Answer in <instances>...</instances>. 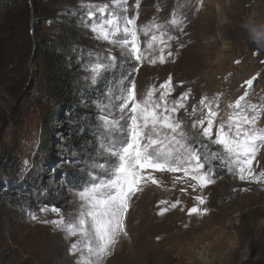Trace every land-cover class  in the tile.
<instances>
[{"label":"rangeland","instance_id":"1","mask_svg":"<svg viewBox=\"0 0 264 264\" xmlns=\"http://www.w3.org/2000/svg\"><path fill=\"white\" fill-rule=\"evenodd\" d=\"M104 2L109 0H45L42 17L51 20L38 27L42 17L35 0H0V162L7 156L17 157L25 178L31 177L37 184L41 178L40 188L52 190L62 204L58 215L52 207L42 212L45 206L0 195V264H82L81 257L89 255L86 240L44 221L63 215L66 222H76L81 204L78 192L89 180V173L97 174L95 164L104 158L98 151L91 155L72 153L68 147L72 124L66 113L54 121L50 117L53 109L45 98V63L33 56V36L37 32L40 39L56 40L60 28L74 24V32L88 43L93 59L97 53L104 55L109 45L96 41L90 27L83 25L87 17L80 7ZM130 4L134 6L135 0ZM138 13L146 59L136 64L122 58L126 63L107 73L108 81L115 83L128 75L136 81L138 98H142L172 76L175 91L171 98L190 92L189 109L204 97L215 100L224 118L233 111L228 105L248 91L242 103L250 115L261 113L258 124L264 127V0H140ZM173 17L184 20L183 33L170 27ZM156 25L177 37L170 42L171 57L165 49L163 64L158 59L150 63L158 57L160 45L147 51L148 38L143 35L146 27L154 30ZM119 52V48L114 49V54ZM133 65L138 69L134 73ZM84 77L83 82L88 83ZM105 78L97 85L104 87V94L108 87ZM253 78L254 85L249 88L245 81ZM125 84L130 86L127 81ZM79 106L91 109L84 102ZM178 115L190 125L191 116L183 110ZM98 125L97 120L99 149L103 130ZM208 152L222 153L223 149L209 145ZM261 165L264 147L253 162L257 173L264 171ZM211 167L213 182L195 190L189 186L195 182L184 178L182 172L149 169L156 183L142 181L140 190L129 199L127 235H118L110 253L99 260L92 257L94 264H264V181L239 180L223 160H212ZM72 173L79 178L74 186L64 177ZM10 179L15 186H24L22 180ZM196 196L206 202L199 204ZM162 200L167 203L161 204ZM177 200L180 203L172 208ZM193 206L206 208L207 213L189 216L188 209ZM164 208L167 211L160 215ZM77 240L81 250L73 251L71 244Z\"/></svg>","mask_w":264,"mask_h":264},{"label":"snow or ice","instance_id":"2","mask_svg":"<svg viewBox=\"0 0 264 264\" xmlns=\"http://www.w3.org/2000/svg\"><path fill=\"white\" fill-rule=\"evenodd\" d=\"M80 7L87 17V21H82L83 25L90 27L96 41L109 45L104 55L97 53L94 59L82 64L83 71L87 73L84 80L90 86H97L107 73L118 66L122 68L126 63L122 59L124 57L136 64L143 63L146 56L142 51L141 30L137 27L140 0H135L134 6L130 0H109L85 3ZM170 27L183 33L184 20L173 17ZM143 35L148 38L147 51L156 49L157 43L160 45L158 57L151 58L150 63H157V59L159 63H165V49H169L167 57L173 55L170 42L177 39L176 36L162 31L159 25L154 26V30L153 26L146 27ZM115 48L120 52L114 54ZM88 55L91 57L92 53ZM137 70L133 65V73ZM255 79L245 81L249 88ZM174 91L173 78L169 76L158 87L154 85L142 98H138L136 81L122 75L115 83L108 81L106 93L97 101L98 126L103 130L98 154L104 162L95 164L97 174L89 173V180L78 192L81 204L75 223L66 222L63 215L56 220L44 221L67 229L69 236H79L87 241L84 247L89 255L81 257L82 264H94L92 257L99 260L110 253L118 235H127L125 216L129 199L140 190L142 181L156 183L149 169L182 172L184 178L195 182L189 184L195 190L213 182L211 161L223 160L227 162L229 171L235 170L239 180L264 181V171L257 173L253 166L257 153L264 147V127L258 124L261 113L250 115L242 103L248 97V91L234 104L228 105L233 111L226 118L220 116L215 100L209 101L204 97L189 109L186 102L190 92H181L178 97L171 98ZM181 110L193 118L190 125L178 115ZM195 144L200 147H195ZM209 145L221 146L223 152L209 153ZM195 200L201 205L206 202L202 196H196ZM160 203L167 202L162 200ZM179 203L177 200L171 207L175 208ZM50 210L58 215L61 212L58 207ZM41 211L49 209L46 206ZM166 211V208L161 209L160 215ZM201 212L206 214L207 209L197 206L188 209L189 216ZM31 218L37 219L35 214H31ZM80 243V240L72 243L71 249L80 251Z\"/></svg>","mask_w":264,"mask_h":264},{"label":"trees","instance_id":"3","mask_svg":"<svg viewBox=\"0 0 264 264\" xmlns=\"http://www.w3.org/2000/svg\"><path fill=\"white\" fill-rule=\"evenodd\" d=\"M35 1L36 6L40 7V17H42L41 6L45 0ZM45 17L39 19L38 27L44 26L51 20V18ZM74 28V24L67 28H60L56 40L40 39L35 32L33 56L45 63V98L50 101V106L53 109L50 117L54 121L55 117L66 113V117L72 124L68 137L70 139L69 149L72 153L91 155L98 151L99 141L96 135L97 119L95 120V118L97 112L94 102L100 100L104 95V89H102L104 87L90 86L89 83L83 82L82 64L93 59L94 56L88 55L89 52L92 53L93 51H89L88 43L80 39L79 34L74 32ZM110 74L112 73L107 75ZM104 81L107 84L108 78H105ZM81 102H84V105L91 109L81 108L79 106ZM12 158L7 156L0 162V195L5 199L8 197L21 199L25 203L38 207L47 206L62 209V204L57 201L52 190L40 188L42 179L39 178L37 184L36 180L31 177L25 178L19 159L17 157ZM10 177L14 178L12 180H22L20 183H23L24 186H15L16 184L11 181ZM64 177L70 181L71 186L79 181L77 175L73 173L66 174ZM6 181L10 185H7ZM12 184L13 186H11ZM8 188H12L11 193H9Z\"/></svg>","mask_w":264,"mask_h":264}]
</instances>
